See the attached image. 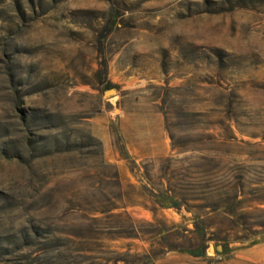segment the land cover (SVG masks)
Listing matches in <instances>:
<instances>
[{"label": "rangeland", "instance_id": "374dc122", "mask_svg": "<svg viewBox=\"0 0 264 264\" xmlns=\"http://www.w3.org/2000/svg\"><path fill=\"white\" fill-rule=\"evenodd\" d=\"M0 264H264V0H0Z\"/></svg>", "mask_w": 264, "mask_h": 264}, {"label": "water", "instance_id": "95a60500", "mask_svg": "<svg viewBox=\"0 0 264 264\" xmlns=\"http://www.w3.org/2000/svg\"><path fill=\"white\" fill-rule=\"evenodd\" d=\"M116 93H117V88L115 87L109 88L105 91L106 96L114 95Z\"/></svg>", "mask_w": 264, "mask_h": 264}, {"label": "trees", "instance_id": "16d2710c", "mask_svg": "<svg viewBox=\"0 0 264 264\" xmlns=\"http://www.w3.org/2000/svg\"><path fill=\"white\" fill-rule=\"evenodd\" d=\"M192 253H194V251H192Z\"/></svg>", "mask_w": 264, "mask_h": 264}]
</instances>
